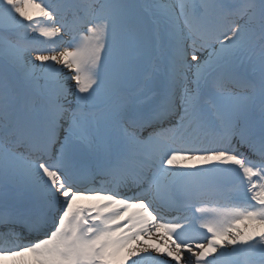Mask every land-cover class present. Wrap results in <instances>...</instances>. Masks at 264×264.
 <instances>
[{
  "label": "snow or ice",
  "instance_id": "1",
  "mask_svg": "<svg viewBox=\"0 0 264 264\" xmlns=\"http://www.w3.org/2000/svg\"><path fill=\"white\" fill-rule=\"evenodd\" d=\"M0 264H264V0H0Z\"/></svg>",
  "mask_w": 264,
  "mask_h": 264
}]
</instances>
